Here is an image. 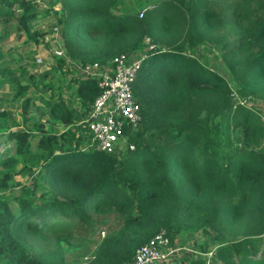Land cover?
I'll use <instances>...</instances> for the list:
<instances>
[{
  "label": "trees",
  "instance_id": "obj_1",
  "mask_svg": "<svg viewBox=\"0 0 264 264\" xmlns=\"http://www.w3.org/2000/svg\"><path fill=\"white\" fill-rule=\"evenodd\" d=\"M33 1L15 12L0 0V42L10 23L24 38L8 61L0 50V264H129L160 230L169 244L198 246L204 257L189 264H264V123L250 103L264 101V0H142L140 16L130 1L54 0L59 12L44 15L58 14L64 56L42 77L63 76L73 102L27 71L43 36ZM145 39L156 49L131 84L140 122L123 128L122 148L85 147L78 122L98 88L79 67L129 56ZM207 45L228 80L211 69ZM18 109L23 122L40 115L25 126ZM15 175L30 182L17 194ZM25 225L40 235L68 228L79 251L56 242L36 256Z\"/></svg>",
  "mask_w": 264,
  "mask_h": 264
},
{
  "label": "built area",
  "instance_id": "obj_2",
  "mask_svg": "<svg viewBox=\"0 0 264 264\" xmlns=\"http://www.w3.org/2000/svg\"><path fill=\"white\" fill-rule=\"evenodd\" d=\"M152 48L154 45L149 44L146 49ZM146 49L129 56L121 53L104 64L91 63L78 69L81 77H94L98 88L86 115L78 122L90 136L85 147L109 153L120 145H126L123 128L135 127L140 122L139 106L133 98L131 84L147 56ZM51 53L54 57L64 56L59 39L55 40ZM34 61L37 65L41 63L38 55ZM173 252L164 232L159 231L135 251L129 264H167Z\"/></svg>",
  "mask_w": 264,
  "mask_h": 264
},
{
  "label": "rangeland",
  "instance_id": "obj_3",
  "mask_svg": "<svg viewBox=\"0 0 264 264\" xmlns=\"http://www.w3.org/2000/svg\"><path fill=\"white\" fill-rule=\"evenodd\" d=\"M13 1H14V8L16 10L15 12H17V3L19 0H13ZM128 1H130L128 4L130 5V8H132L133 11L142 10L141 9L143 6L142 0H140L141 2L139 3H134L133 2L134 0H124V2H128ZM33 2L36 6V10L38 13L37 16L32 20L33 21L32 27L34 30H37L38 32L43 34L42 38L39 40L36 46V50H34L35 52L34 54L38 55V57L41 59V63L35 65L34 67L27 66V71L31 72L32 76L36 77L39 80V84H45L46 86H49L48 84H50L53 87L52 90L62 91L65 101L73 102V97L70 95V93L72 92H69L66 89V85H62L60 83L63 80L62 79L63 76H61L60 74H56V78H52V79L47 78L46 80L43 79L42 77L43 71L48 72L50 67L56 64L55 63L56 59L52 55L51 50L53 48V44L55 43V40L59 38L57 28L52 25L54 24L53 23L54 19L58 16V14L55 16H52V14L50 13L44 15V9L47 6H52V8L56 10V12L57 11L59 12V4L53 5L54 0H35ZM145 4H149V3H145ZM147 7L148 5L145 8ZM3 26L4 24L0 23V29ZM5 26H11L12 28L8 27V30H10V34L6 39L0 42V50L1 52L5 53L4 54L5 57L3 56L4 57L3 60L8 61L7 59L8 53L17 54L19 52L18 48L19 46H21L22 40H24V38L22 36L17 37L18 34L13 31L14 30L13 28L15 26L14 23H10ZM208 48L209 50L206 52L204 51V54L207 56V60H209L208 62L212 64L211 69L215 70L219 75L223 76L225 79L228 80L229 76L226 75L225 67L220 65V63L218 62V58L216 57V50L213 49L211 46H208ZM198 62L202 63V58H198ZM11 64L13 65V63H10L9 65ZM57 85H59L60 87L55 88L57 87ZM5 90L6 89L4 88L3 91ZM49 92L52 91L48 90V92H46L44 96H46V94ZM34 102L35 104H37V101ZM250 103L255 106L256 109L255 111L259 113V115L261 116V120L264 123V101H262L261 103V101L259 100H253ZM74 105L76 106V103ZM20 111L21 109H18L15 112L14 115L15 120H17L20 124H23L25 126L31 125L33 119H37L40 115V113L34 112L30 115H27L25 121L23 122V118L20 116ZM58 131L59 128L57 129V132ZM263 140H264V136H263ZM119 147L122 148V145H120ZM2 149L3 147L0 146V153L2 152ZM14 181L15 183H18V186L11 188L10 191L15 194H17L20 189L27 187V185H29L30 183L29 178H27V176H21V175H15ZM9 206L11 209H14V205L12 203H9ZM105 227L101 228V231L104 232ZM30 231H32L31 226L25 225L24 227H22V232L25 238V242L30 248L31 253L36 256L43 255L48 251H50L56 242L60 244L59 246L65 252V254H67L68 252L76 253L79 251V247H78V245L80 244L79 238L74 236L72 231L68 228L62 229L60 234L55 233V231L51 229L48 232H45L43 230L41 235L32 234L30 233ZM197 241L198 243H201V241H205V238L199 237L197 238ZM170 250L172 251L174 250V252L168 258L167 264H189V261L186 260L188 258L199 259L204 257L202 251L199 250L196 244L185 243L182 237L180 236H178L176 240L172 244H170Z\"/></svg>",
  "mask_w": 264,
  "mask_h": 264
},
{
  "label": "clouds",
  "instance_id": "obj_4",
  "mask_svg": "<svg viewBox=\"0 0 264 264\" xmlns=\"http://www.w3.org/2000/svg\"><path fill=\"white\" fill-rule=\"evenodd\" d=\"M141 13H142V10H141V12H139V16H140ZM58 39H59V38H58ZM148 45H149V44H148L147 42H145V40H144V47H143L142 49H146V48L148 47ZM155 49H156V46H154V48H152V49H148V50L146 49V53H147L146 58H147V57L150 55V53L153 52ZM146 58H145V59H146ZM145 59H144V60H145ZM144 60H143V61H144ZM143 61H142V62H143ZM79 68H80V67H79ZM137 72H138V71H137ZM77 74H78V71H77ZM78 75H79V74H78ZM79 76H80V75H79ZM80 77H81V76H80ZM81 78H92V77H81ZM93 78H94V77H93Z\"/></svg>",
  "mask_w": 264,
  "mask_h": 264
}]
</instances>
